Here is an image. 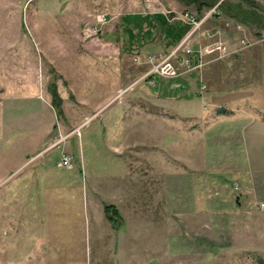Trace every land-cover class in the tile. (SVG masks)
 <instances>
[{
    "label": "rangeland",
    "instance_id": "1",
    "mask_svg": "<svg viewBox=\"0 0 264 264\" xmlns=\"http://www.w3.org/2000/svg\"><path fill=\"white\" fill-rule=\"evenodd\" d=\"M246 93L264 100L262 0H0V264L264 262V215L245 249L195 192L165 207V173L209 162L181 125Z\"/></svg>",
    "mask_w": 264,
    "mask_h": 264
},
{
    "label": "crops",
    "instance_id": "2",
    "mask_svg": "<svg viewBox=\"0 0 264 264\" xmlns=\"http://www.w3.org/2000/svg\"><path fill=\"white\" fill-rule=\"evenodd\" d=\"M213 102L218 112L209 125L191 126L194 130L181 125L183 134L190 131L200 136L209 162L197 167L181 161L179 171L169 169L165 173V207L177 211L171 206L179 202L177 207L189 216L192 210L180 204L195 192V215H205V225L219 219L220 225L229 226L226 231L242 241L241 247L252 248L253 218L264 215V211L252 207L264 202V100L246 93ZM230 179L242 184L241 192L230 188ZM191 180L192 189H187Z\"/></svg>",
    "mask_w": 264,
    "mask_h": 264
},
{
    "label": "trees",
    "instance_id": "3",
    "mask_svg": "<svg viewBox=\"0 0 264 264\" xmlns=\"http://www.w3.org/2000/svg\"><path fill=\"white\" fill-rule=\"evenodd\" d=\"M183 1L184 2L186 1L187 4L194 3L198 5V9L200 10L204 8H210L218 2V0H183ZM53 94L55 96V99L57 100L58 94L56 92V89H54ZM104 210L107 215V218L112 222L113 226L116 229H119L123 226L124 223L123 216L120 213L119 209L114 204H105ZM261 264H264V262H262Z\"/></svg>",
    "mask_w": 264,
    "mask_h": 264
},
{
    "label": "built area",
    "instance_id": "4",
    "mask_svg": "<svg viewBox=\"0 0 264 264\" xmlns=\"http://www.w3.org/2000/svg\"><path fill=\"white\" fill-rule=\"evenodd\" d=\"M262 2H263V4H264V0H262ZM186 15V17L187 18H190V19H194V17L192 16V15H190L188 12H186L185 13ZM195 20V19H194ZM174 73V72H173ZM63 165L64 166H71V164H72V159H71V157L69 156V155H65V156H63ZM262 206H264V204H262Z\"/></svg>",
    "mask_w": 264,
    "mask_h": 264
}]
</instances>
